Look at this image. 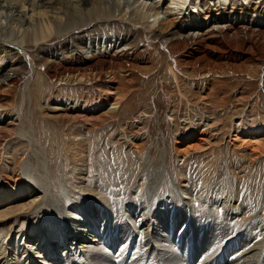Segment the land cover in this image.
I'll return each instance as SVG.
<instances>
[{
    "label": "bare ground",
    "instance_id": "obj_1",
    "mask_svg": "<svg viewBox=\"0 0 264 264\" xmlns=\"http://www.w3.org/2000/svg\"><path fill=\"white\" fill-rule=\"evenodd\" d=\"M232 1L208 0L204 5L203 0H0V96L15 95L17 91L22 94L18 107L14 99L9 102V108L0 104V135L13 132L28 146L25 155L21 156L22 166L20 165L21 172L18 177L5 173L8 172L7 164L11 163L13 157L11 155L8 159L9 153L4 156L1 155L2 151L0 152V264H264V223H253L251 220L252 225L249 223L248 228L239 229L242 219L240 217L249 209L246 203L226 197L223 201L219 198L208 202L202 200L199 205L194 201L195 192L187 184L182 168L191 153L202 152L208 147L205 144L216 141L208 129L209 115L202 123H206L202 129L204 134L195 137L192 136L191 127L189 131L182 128L186 131L184 136L187 142L183 140L176 143L177 159L182 161L180 170L175 174L176 178L171 176L166 182L168 164L165 154L162 153L157 164L146 161L148 164L144 165L145 174L127 180H131L134 185L125 189L126 198L123 201L121 199V203L114 201L110 196V183L103 179L92 185L87 182L89 156L88 151L84 155L80 152L83 146L81 142H77L73 158L80 162L69 169L68 188L60 187L59 183L53 184L45 149L40 146L33 125L27 127L24 121L26 100L31 99L34 90L32 83L37 82L38 92L43 90V79L37 78L40 73H37L39 70L37 71L34 56L29 53V47H37L36 49L39 48L42 52V44L53 38L70 37L74 32L85 36L82 48L80 46L76 51L58 53L43 60V77L51 78L52 82L57 83L74 81L91 84L101 79L112 83L115 80V72L128 75L130 70L140 67L136 65L135 59L132 62L126 59L125 56L129 57L126 53L128 48L121 44H111L107 39L109 37H95L94 34L99 32L101 25L102 29H110V21L133 24L135 28L155 33L160 38L164 34H171L173 27L184 26L183 30L188 31L187 36L179 38L174 35L173 39H169L171 44L168 43L167 46L172 53L178 55L179 52L196 49V55L188 52L179 57L176 63L184 70L190 69V72H195L203 78L210 80L213 75L226 72L224 67L227 66L241 69L246 62H216L221 60L216 59L219 56L214 60L209 57V51L203 50L204 47L210 49V44L200 45L210 38L212 46L215 44L211 49H229L223 44L231 42L218 41L219 37H213L214 31H222L231 21H238L240 27H244L240 29L243 31H240V35L245 38L244 42L246 39L254 40L253 44L260 45L263 51L264 37L261 38L263 42L256 41L260 38L257 33L259 30L264 36V26L258 25L262 20H256L254 25L258 28L251 30L252 33L249 34L245 29L249 28L246 26L251 23L243 22L237 16L246 10L251 11L250 14L256 19L264 17L260 15V12H264V0ZM224 7L229 8L227 12L233 15L219 20H225L224 23L211 20L214 11L217 16H221L220 9ZM242 7L244 9L241 11ZM194 12H203L204 18L199 21V18L193 15ZM222 13L226 15V12ZM213 22L216 24L211 25ZM197 32L201 34L197 35ZM253 33L256 34L254 39ZM238 37L240 36L236 37L234 34L233 38L238 40ZM92 39L94 40L91 41ZM174 41L176 43H172ZM231 45L234 47L236 41ZM238 46L235 47L237 53L242 49ZM110 52L126 54L125 61L109 58ZM235 52L233 54L237 55ZM95 55H99V58H95ZM72 58L75 62H64L67 59L71 61ZM22 62H25L23 64L28 70L26 77H20L16 70ZM4 65L10 67L7 72ZM143 69L148 70V67L139 70ZM111 92L115 93L112 90ZM50 103L53 104L50 105L53 112L58 111L57 109H79L77 102L65 98L53 97ZM104 107L114 108L115 105L113 102L104 101L92 105L95 110ZM237 118L239 120L232 124L234 132L247 133L244 131L250 127L241 126L246 124L249 118ZM191 121L194 126L200 123L197 120ZM257 130L261 131V128ZM141 135V132L134 134L131 138H135L130 141L134 143L143 140ZM252 140L250 143L245 141L250 147L249 151L264 152V147L255 141L256 138ZM130 145L132 147L131 143ZM255 160L258 164L257 157ZM144 179L146 183L143 185ZM162 187H168L171 195L162 196ZM229 198L228 205L226 200ZM90 217L96 223L88 224ZM71 253L74 255L69 258Z\"/></svg>",
    "mask_w": 264,
    "mask_h": 264
},
{
    "label": "rangeland",
    "instance_id": "obj_2",
    "mask_svg": "<svg viewBox=\"0 0 264 264\" xmlns=\"http://www.w3.org/2000/svg\"><path fill=\"white\" fill-rule=\"evenodd\" d=\"M207 1L203 0L204 5L207 4ZM234 1L237 0L232 2ZM232 2H229V4ZM243 9L242 7L241 11ZM247 9L250 10L249 8ZM220 11L221 16H217L216 11H214L216 14L213 13L214 16L211 14L213 16L211 20L219 21L233 15L227 12L229 8L226 7L220 9ZM222 12H226V15ZM243 12L236 16L240 17L243 22L251 23V25L246 26L249 28L245 29L249 34L252 33H250L251 30L254 31V29L258 28V26L254 25L257 21L262 20L258 25L264 26V17H257L256 19L250 14L251 11L246 12L245 10ZM246 13L247 16H245ZM193 15L198 17L199 21L204 18L203 12H194ZM260 15L264 16V12H260ZM219 22L224 23L225 20ZM214 24L216 22L211 23V25ZM240 25L238 21H231L229 26L234 28H229L228 26L222 31H214L215 35L213 37H219V39L217 38L218 41L231 42L230 44L221 43L225 48L229 47L227 50L217 51L211 49L215 44L212 46L210 38L205 39L204 43H200L201 46L210 44V49L204 47L203 50L209 51V57L214 60L219 56L216 59L221 60L216 62H233L235 64L246 62L241 69H234L229 66L224 67L226 72L215 74L210 80L195 72H190V69L184 70L176 63L179 57L185 56L188 52L196 55V49L191 48L189 51L179 52L178 55L172 53L170 47L167 46L168 43L171 44L169 39H173L174 35H178L179 38L187 36L188 31L183 30L184 26L180 28L173 27L171 34H164L160 38L155 33L135 28L133 24L110 21L109 30L102 29L101 25L99 32L94 34L95 37L97 39L109 37L107 39L111 44L125 46L128 48L126 53L130 57L125 56L126 54H121V51L112 52L114 54L110 52L109 58L125 61L126 57L131 62L135 59L136 65L140 66L130 70L128 75L115 72V80L112 83L104 79L91 84L74 81L57 83L52 82L51 78L43 77L42 65L46 57L51 58L50 56L58 53L73 52L79 49L80 46L82 48V40H84L85 36H80L77 32L72 33L70 37L53 38L51 41L45 42L42 44V52L39 51V48L36 49L37 47H29V53L34 56L37 71L39 70L37 73H40L37 78L43 79V84L41 85L43 90L38 92L37 82L32 83V90L33 88L34 90L31 93V99L26 100V108L24 107V109L27 110L24 111V121L27 127L33 125L40 146L43 150L45 149L44 152L49 158L50 173L54 180L53 184L59 183L60 187L68 188L69 169L80 162L73 158L77 150V142H81L83 146L80 152L84 155L88 151L89 156V181L87 180V182L92 185L103 179L110 183L112 186V191L108 188V191L112 193L110 196L114 201L121 203L126 198L125 189L134 185L131 180H127L134 178L136 175L145 174L144 165L146 161L155 165L159 162L162 153L165 154L168 164L166 182L171 179V176L175 177L176 172L180 170L179 166L182 162L177 159L176 143L183 140L187 142L184 133L189 127L193 130L192 136L197 137L200 134H204L202 129L206 123H202L205 121L206 116L209 115L210 126L208 129L209 132L213 133L216 141H211L213 144L211 142L205 144L208 147L202 152H192L187 163L182 168L186 174L188 186L195 192V203L200 205L202 200H207L208 202L211 199L219 198L223 201L226 197H232L244 201L249 208L240 217L242 218L240 226H242H239V229L248 228L249 223L252 225L254 221L264 223V152L251 153L249 151L250 147L246 144L256 138L255 141L264 147V144H261L264 143V78L262 77L264 74V48L261 51L260 45H254V40L251 39H246L247 41L245 40L244 42L245 38L240 35V31H242L240 29L244 27H240ZM187 27L188 25L185 28ZM257 33L260 36L256 40L257 43L263 42V39H261L264 37L261 34L262 32L259 30ZM196 34L200 35L201 33L197 32ZM234 34H236V37L240 36L238 40H234ZM176 41L172 43H176ZM235 41L237 46L240 45L242 47L238 53L235 52V49H237L235 48L236 45L234 47L231 45ZM133 51L134 53L132 54ZM233 52L237 53V55H234ZM37 57H41V59ZM96 57L99 58V55H95ZM247 57L250 59H247ZM67 61L69 63L75 62L73 58L71 61L67 59L64 62ZM23 63L25 64V62H22L16 69L20 77L27 76L28 70ZM59 66L63 65L59 64ZM142 67H148V70H139ZM9 68L8 65H4L5 72ZM261 70H263V73ZM46 80L49 82L47 83ZM111 90L115 93H112ZM106 93L107 95L109 93V95L107 96ZM0 97V104L8 108L10 107L9 102H12L13 99L16 101L15 103H18L17 107L22 100L20 91H17L15 95ZM53 97L75 101L78 103L79 109L77 111L57 109L58 111L53 112V108H51L53 104L50 103ZM103 101L106 103L113 102L115 107H104L101 110L92 109L93 103ZM77 113L78 116H76ZM97 114L98 116L96 117ZM238 116L249 118L248 122L241 126L250 127L244 131L247 133L234 132V125L232 124L239 120ZM191 120H197L200 123L194 126L191 124ZM229 126H231V129ZM182 128H185L186 131ZM260 128L261 131H258L257 129ZM139 131L144 139L132 143L130 140L135 137L131 138V136L136 133L140 134ZM123 132H126V134ZM235 137L238 141H234ZM78 138L79 140H77ZM20 139L13 132H4L0 135V145L3 146L6 143L5 147L3 146L2 148L0 146L1 155L6 156L9 153L7 155L8 159L11 155L13 157L11 163L7 164L9 170L5 173H10L13 177H18V173L21 172V159L26 153V147H28L27 143ZM4 150L7 152H3ZM251 154L253 155L251 156ZM256 157L258 158V164H256ZM121 180L125 181V183L123 184ZM145 183L146 180L144 179L143 185ZM143 185L141 189H143ZM166 186H168L167 183ZM167 188L162 187L160 191L164 193L162 194L164 197L171 195L170 189ZM59 190L62 191L61 188ZM54 191L57 192L56 190ZM203 195L205 196L203 197ZM230 198L226 200L228 205L230 204ZM93 223H96V221L90 217L88 224ZM59 251L62 252V250ZM71 251L73 252L74 250L71 249ZM73 255L71 253L69 258Z\"/></svg>",
    "mask_w": 264,
    "mask_h": 264
},
{
    "label": "built area",
    "instance_id": "obj_3",
    "mask_svg": "<svg viewBox=\"0 0 264 264\" xmlns=\"http://www.w3.org/2000/svg\"><path fill=\"white\" fill-rule=\"evenodd\" d=\"M252 20H255V19H252ZM252 20H251V22H252ZM261 72L263 73V70H261ZM262 77L264 78V74L262 75Z\"/></svg>",
    "mask_w": 264,
    "mask_h": 264
}]
</instances>
